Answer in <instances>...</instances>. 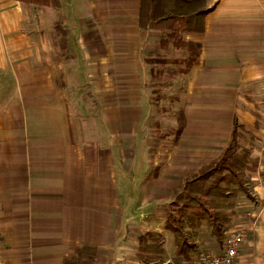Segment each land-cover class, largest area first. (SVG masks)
I'll return each mask as SVG.
<instances>
[{"label": "crops", "instance_id": "obj_1", "mask_svg": "<svg viewBox=\"0 0 264 264\" xmlns=\"http://www.w3.org/2000/svg\"><path fill=\"white\" fill-rule=\"evenodd\" d=\"M59 1L0 0V264H63L82 242L99 264H141L149 230L164 235L165 264H186L164 209L221 154L235 116L254 131L264 172V0H208L205 32L183 37L201 45L189 71L171 32L140 28L141 0ZM254 180L230 231L247 232L236 264H264V180ZM201 249L223 247L205 230Z\"/></svg>", "mask_w": 264, "mask_h": 264}, {"label": "trees", "instance_id": "obj_2", "mask_svg": "<svg viewBox=\"0 0 264 264\" xmlns=\"http://www.w3.org/2000/svg\"><path fill=\"white\" fill-rule=\"evenodd\" d=\"M39 7H58L59 0H12ZM211 12L208 0H141L139 26L144 30L171 32L167 47L187 49L186 71L201 53V45L185 41L184 34L205 32V19ZM177 126L169 133L179 142L186 126L180 115ZM254 131L235 116L231 135L221 154L198 169L188 173L172 189L164 209V229L172 235L175 258L191 262L201 250V234L207 231L213 241L224 246L234 227L237 205L242 196L250 198L259 172V159L254 157ZM138 243L137 258L141 264H165L169 258L164 235L146 231ZM63 264H99L96 245L82 242L73 248Z\"/></svg>", "mask_w": 264, "mask_h": 264}, {"label": "built area", "instance_id": "obj_3", "mask_svg": "<svg viewBox=\"0 0 264 264\" xmlns=\"http://www.w3.org/2000/svg\"><path fill=\"white\" fill-rule=\"evenodd\" d=\"M246 236V229L229 232L220 252L211 253L201 249L194 260L186 264H236L239 250L245 243Z\"/></svg>", "mask_w": 264, "mask_h": 264}, {"label": "rangeland", "instance_id": "obj_4", "mask_svg": "<svg viewBox=\"0 0 264 264\" xmlns=\"http://www.w3.org/2000/svg\"><path fill=\"white\" fill-rule=\"evenodd\" d=\"M206 234H207V233H206ZM134 247H135V245H134ZM167 247H168V249L171 251V244H170V241L167 242ZM128 263H129V264H137L136 262H133V261H129Z\"/></svg>", "mask_w": 264, "mask_h": 264}]
</instances>
